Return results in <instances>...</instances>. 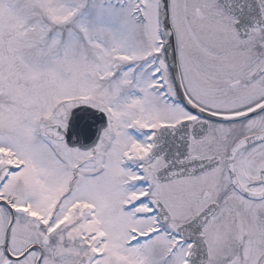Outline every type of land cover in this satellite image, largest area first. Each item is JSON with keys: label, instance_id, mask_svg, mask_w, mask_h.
Listing matches in <instances>:
<instances>
[{"label": "snow or ice", "instance_id": "obj_1", "mask_svg": "<svg viewBox=\"0 0 264 264\" xmlns=\"http://www.w3.org/2000/svg\"><path fill=\"white\" fill-rule=\"evenodd\" d=\"M0 264H264V0H0Z\"/></svg>", "mask_w": 264, "mask_h": 264}]
</instances>
